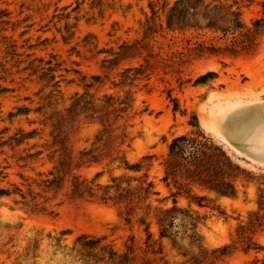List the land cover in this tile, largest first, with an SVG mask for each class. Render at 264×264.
<instances>
[{"label":"rangeland","instance_id":"obj_1","mask_svg":"<svg viewBox=\"0 0 264 264\" xmlns=\"http://www.w3.org/2000/svg\"><path fill=\"white\" fill-rule=\"evenodd\" d=\"M163 2L0 0V264H118L101 252L88 254L78 244L74 246L75 238L83 233L104 236L103 242L119 253L126 250L125 243L130 244L128 264H162L163 260L181 264L185 259L166 238L153 245L162 249V254L144 253L146 235L143 226L136 223L143 211L137 203L127 207L132 209V222L127 224L122 218L124 204L91 197L73 200L68 194L70 176L57 187L45 181L52 178L49 171L55 159L50 158L48 127L41 123L43 112L68 106L75 92L95 97L130 94L134 100L127 115L137 114L127 119L126 131L133 139L121 150L130 163L145 159L137 172L107 165L106 159L75 168L72 173L91 179L100 171L95 181L100 185L111 183L112 176L140 178L146 173L158 191L148 202L154 206L157 199L166 197L164 203L169 206L170 190L161 180V162L171 138L193 130L210 137L247 178L236 181L235 198H217L212 192L192 187L193 193L214 199L227 214L191 205L200 215L196 229L202 246L210 251L231 244L232 239H238L235 228L239 219L245 221L249 211L256 210L260 202L264 205V27L249 54L207 53L190 55L182 63H164L155 55L158 48L154 46L147 76L126 84L120 71L145 64L142 55L154 42L144 37L147 20L149 24L156 22L151 27L156 30L155 39L165 40L159 26L160 20L165 25ZM227 2L239 10L247 24L255 18L264 22V0ZM152 8L160 19L152 15ZM192 35L207 43L211 36L206 31ZM135 40L140 41L142 55L135 46H122ZM214 44L223 46L222 41ZM196 121L198 128L192 125ZM95 131L96 125H83L70 137V145L74 150L89 147ZM32 197L38 203L36 208L25 205ZM178 205L186 208L187 199L179 198ZM150 230L156 238L154 223ZM247 234L253 244L264 246V230ZM177 241L182 250L197 251L187 238ZM234 246L226 254L217 252L211 264H248L255 256L264 257V249L244 252L243 241Z\"/></svg>","mask_w":264,"mask_h":264},{"label":"trees","instance_id":"obj_2","mask_svg":"<svg viewBox=\"0 0 264 264\" xmlns=\"http://www.w3.org/2000/svg\"><path fill=\"white\" fill-rule=\"evenodd\" d=\"M232 2L236 3L237 0H232ZM155 13L156 11L152 8V15ZM162 13L165 25L163 27L160 20L159 26L162 28L161 36L165 39L164 41L155 39L156 30H152L151 27H154L156 22L149 24L147 20L148 25L145 28L147 35L144 37L154 40L149 44L150 51L147 54L142 55V50L138 47L139 40H135L132 44L123 43L122 46L126 48L135 46L145 64L139 63V65L124 67L120 71L122 82L125 81L126 84L131 85L140 76H147L145 72L150 64V55L153 53L154 46L158 48L155 55L159 56L164 63L168 61L182 63L183 58L190 55L201 57L207 53L249 54L254 51L256 38L260 35L261 28L264 27L261 18L252 19L250 24L244 22L240 18L239 10L233 8V4L228 3L227 0L224 3L222 0H173L172 3L164 0ZM1 16L2 9H0ZM156 17L160 19L159 15ZM188 31L191 35H186ZM195 31L209 32L211 34L208 39L209 43L205 40H198L196 35H192ZM217 41H222L223 46L217 47L214 44ZM89 84L92 85V83ZM89 84L85 83V86H90ZM70 99L71 102L66 107L43 112L44 117L41 123L48 127L50 148H52L50 158L55 159L53 168L49 171L52 178L45 180L48 184L51 183L50 185L57 187V183H63L65 178L70 176L68 194L73 200L91 197L102 202L111 200L113 204H124L126 211L122 218L127 224L132 222V209L127 207L133 202L137 203L143 211V215L137 218L136 223L138 226H143L146 235L144 253H151L154 256L162 254V249H155L153 245L157 241L160 245L165 238L170 241L177 254L185 258L181 264H211L212 256L218 255L217 252L219 255L226 254L228 248L237 247L234 244L238 241L241 243L243 241L241 249L244 252L250 250L258 252L264 249V246L253 244L247 234L264 230V205L261 202L256 210L248 212L245 221L239 219L235 228L237 240L232 239L231 244H224L210 251L202 246L196 229L200 215L191 208V205L194 203L198 207L209 208L210 211H216L221 216L226 217L227 214L225 209L215 203L214 199L193 193L192 187L212 192L217 198H235L238 191L236 181L238 179L247 181V178L241 174V167L204 133L192 130L172 137L167 145V152L161 162L163 167L161 180L170 190L169 197L172 203L169 206L164 203L166 197L157 199L159 203L154 206L148 202L151 195L158 194V191L154 189V184L148 180L146 173L140 178H126L123 174L112 176L111 183L104 185L95 182L100 171L96 172L91 179L72 173L75 168L102 163L106 159L107 165L115 164L117 168L137 172L142 169L141 162L145 158L130 163L121 150L123 144L126 143L129 146L133 139L126 131L127 119L137 114L134 112L132 116L127 115L134 100L130 94L120 97L104 93L100 97H95L87 92H75ZM173 109H177L176 104ZM193 118L196 120L195 114ZM120 120L123 122L118 124ZM83 125H96L93 140L89 147L84 146L74 150L69 142L70 137L79 132ZM192 125L199 127L197 121ZM36 153L39 154L40 151ZM133 181L137 184L132 185ZM110 190H113V194H110ZM181 197L187 199L186 208L178 205ZM25 205L36 208L38 203L32 197ZM147 218L149 220L146 221ZM177 219L179 226L176 225ZM152 223L157 227L156 238L155 233L150 230ZM178 238L179 240L187 238L189 244L196 247L197 251L189 253L182 250L177 243ZM104 239V236L96 237L83 233L75 238L74 246L78 244L88 254L101 252L112 262L128 264L131 259L129 254L132 253V246L125 243L126 250L119 253L110 244L103 242ZM159 258L161 260L163 255ZM162 264H166V261L163 260ZM248 264H264V257L255 256Z\"/></svg>","mask_w":264,"mask_h":264}]
</instances>
